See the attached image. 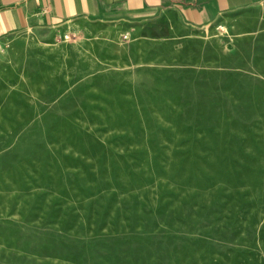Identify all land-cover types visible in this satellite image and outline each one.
<instances>
[{
    "label": "rangeland",
    "instance_id": "obj_1",
    "mask_svg": "<svg viewBox=\"0 0 264 264\" xmlns=\"http://www.w3.org/2000/svg\"><path fill=\"white\" fill-rule=\"evenodd\" d=\"M0 44V264H264V4Z\"/></svg>",
    "mask_w": 264,
    "mask_h": 264
},
{
    "label": "crops",
    "instance_id": "obj_2",
    "mask_svg": "<svg viewBox=\"0 0 264 264\" xmlns=\"http://www.w3.org/2000/svg\"><path fill=\"white\" fill-rule=\"evenodd\" d=\"M264 0H0V44L24 32L45 34L115 18L128 28L205 26Z\"/></svg>",
    "mask_w": 264,
    "mask_h": 264
}]
</instances>
